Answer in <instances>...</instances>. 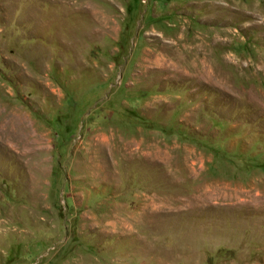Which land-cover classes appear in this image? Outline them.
<instances>
[{"label":"rangeland","instance_id":"obj_1","mask_svg":"<svg viewBox=\"0 0 264 264\" xmlns=\"http://www.w3.org/2000/svg\"><path fill=\"white\" fill-rule=\"evenodd\" d=\"M0 264H264V0H0Z\"/></svg>","mask_w":264,"mask_h":264}]
</instances>
